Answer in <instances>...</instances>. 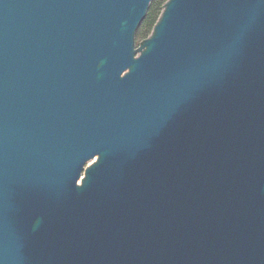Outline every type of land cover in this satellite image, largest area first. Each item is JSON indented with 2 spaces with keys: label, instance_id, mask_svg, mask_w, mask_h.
<instances>
[{
  "label": "water",
  "instance_id": "1",
  "mask_svg": "<svg viewBox=\"0 0 264 264\" xmlns=\"http://www.w3.org/2000/svg\"><path fill=\"white\" fill-rule=\"evenodd\" d=\"M0 0V264H264V0Z\"/></svg>",
  "mask_w": 264,
  "mask_h": 264
},
{
  "label": "trees",
  "instance_id": "2",
  "mask_svg": "<svg viewBox=\"0 0 264 264\" xmlns=\"http://www.w3.org/2000/svg\"><path fill=\"white\" fill-rule=\"evenodd\" d=\"M165 1L166 0H151L147 13L144 19L142 20V22L140 23L139 27L137 28L136 31L137 42L142 38L146 37L150 33L152 26L155 23L161 11L162 4Z\"/></svg>",
  "mask_w": 264,
  "mask_h": 264
}]
</instances>
